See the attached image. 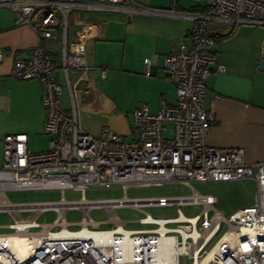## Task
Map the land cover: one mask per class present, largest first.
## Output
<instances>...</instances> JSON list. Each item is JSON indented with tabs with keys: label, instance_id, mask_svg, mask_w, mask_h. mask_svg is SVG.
<instances>
[{
	"label": "built area",
	"instance_id": "obj_1",
	"mask_svg": "<svg viewBox=\"0 0 264 264\" xmlns=\"http://www.w3.org/2000/svg\"><path fill=\"white\" fill-rule=\"evenodd\" d=\"M170 1L172 6L175 0ZM202 2L200 9L176 13L189 16L192 26L187 37H179L176 47L163 56L166 78L175 85V100L163 102L156 112H150L146 103L136 107L132 111L134 135L125 138L106 126L97 134L90 133L77 121L76 88L70 83L69 71L81 70L77 80L83 79L88 67L85 36L78 34L69 52L63 49L59 65L44 52L42 40L59 30L65 43L67 18L74 10L174 14L172 7L164 11L136 0H0V8L10 10L14 25H28L36 33L37 44L27 58L15 59L11 73L20 79H38L45 110L43 131L49 136L47 148L38 152L28 150L24 132L3 136L0 211L9 213L12 221L7 224L11 231L0 233V264H264V155L248 163L241 147L206 142L215 114L207 107L205 94L213 74L224 70L213 49L217 28L211 29L209 24H226L227 34L243 23L264 26V0ZM2 59L0 50V62ZM57 69L64 78L72 113L62 105ZM104 73L102 67L101 75ZM144 74L151 75L149 57L144 58ZM165 122L171 123L169 136L163 135L168 131ZM241 179L255 182L254 201L227 216L214 206L216 197L196 190L189 195L155 197H128L125 193L129 186ZM89 185H118L123 195L87 199L83 193ZM48 188L61 192L77 189L82 196L75 201L62 194L57 201L11 202L4 195L7 190ZM187 204H199L202 209L187 216L181 210ZM122 205L136 209L171 205L177 213L161 218L146 213L138 221L151 226L127 228L113 209ZM93 207H104L114 225L99 228L90 216ZM70 208L82 211L76 229H70L65 219ZM48 209L57 212L56 218L39 221V214ZM101 232L105 240L95 238Z\"/></svg>",
	"mask_w": 264,
	"mask_h": 264
},
{
	"label": "crops",
	"instance_id": "obj_2",
	"mask_svg": "<svg viewBox=\"0 0 264 264\" xmlns=\"http://www.w3.org/2000/svg\"><path fill=\"white\" fill-rule=\"evenodd\" d=\"M137 3L169 10V0H136ZM202 3H189L185 9L175 0L172 11L147 13L126 9L74 10L67 18L65 43L62 33L43 39L41 46L59 65L63 49L69 52L78 34L87 39L88 67L83 79L81 70H70L69 80L76 88L74 109L78 123L88 132L97 134L102 126L122 135H134L132 111L142 103L156 112L163 102L176 98L175 85L166 78L163 56L177 45L178 38L187 37L192 26L189 16L176 13L200 9ZM214 32L216 62L224 70L213 74L207 89L206 103L215 114L206 142L213 146L241 147L244 159L255 163L264 155V36L258 43H240L238 35L227 34L226 24H209ZM36 33L25 24L14 25L10 11H0V139L6 133L43 134L45 110L42 88L37 78L20 79L11 73L16 58H27L37 44ZM235 41V43L233 42ZM239 42V43H238ZM151 59V75L144 74V58ZM105 68L103 78L101 68ZM118 76L122 96L112 91L107 81ZM57 82L62 85L61 102L72 113L67 87L59 69ZM116 79V78H115ZM113 86V85H112ZM130 90V91H128ZM132 90L137 97L132 99ZM125 98V99H122ZM28 147V146H27Z\"/></svg>",
	"mask_w": 264,
	"mask_h": 264
},
{
	"label": "rangeland",
	"instance_id": "obj_3",
	"mask_svg": "<svg viewBox=\"0 0 264 264\" xmlns=\"http://www.w3.org/2000/svg\"><path fill=\"white\" fill-rule=\"evenodd\" d=\"M203 0H178L185 9H189V3L202 2ZM0 11H10L8 8H0ZM232 34L238 35L240 43H258L261 36H264V26L239 24ZM235 43V41L233 40ZM238 42V43H239ZM104 76V75H103ZM101 75V77L103 78ZM108 78V82L112 87V91L118 94L119 99L121 93H126L121 90L120 80L117 77L114 79ZM113 85V86H112ZM130 91V90H128ZM131 92V91H130ZM132 99L138 95L137 92L132 90ZM125 99V98H122ZM164 125L168 131L163 132V135H170L169 129L171 128L170 122H165ZM134 134V133H133ZM125 138H130L131 135H124ZM48 137L43 134H29L27 146L30 152H38L47 148ZM3 161L2 143L0 139V165ZM193 190L203 194H211L216 197L214 206L229 215L233 210L244 205L251 204L254 201L256 193L255 182L251 179L241 180H226V181H192L189 184L180 181L165 182L153 186H129L126 190L128 197H155V196H169V195H189ZM63 194L67 200H78L81 198L82 193L80 190L68 188L61 192L59 189H35V190H7L4 195L11 202L31 201V200H51L57 201ZM87 199H112L119 198L123 195V190L118 185L105 187L101 185H89L83 193ZM115 215L122 221H126L124 226L127 228H144L151 226L150 224H143L138 221L146 213L155 218L175 216L177 211L174 206H142L136 209L131 206L122 205L115 206ZM202 209L199 204H187L181 207L182 212L187 216L195 215ZM210 214L212 211H209ZM22 215H25L23 213ZM82 211L80 208H70L65 212V219L68 222L70 229H76L79 226ZM57 216V212L48 209L39 214L38 220L41 222H51ZM91 218L99 223V228H109L114 225V222L109 219V214L104 207H93L90 210ZM12 221L11 215L7 212L0 211V233L10 232L11 229L7 224ZM200 225V222L199 224Z\"/></svg>",
	"mask_w": 264,
	"mask_h": 264
},
{
	"label": "water",
	"instance_id": "obj_4",
	"mask_svg": "<svg viewBox=\"0 0 264 264\" xmlns=\"http://www.w3.org/2000/svg\"><path fill=\"white\" fill-rule=\"evenodd\" d=\"M169 3L167 5V8H171V1L169 0ZM262 49H264V44H262ZM258 68L259 69H264V58H262L260 61H259V64H258Z\"/></svg>",
	"mask_w": 264,
	"mask_h": 264
},
{
	"label": "bare ground",
	"instance_id": "obj_5",
	"mask_svg": "<svg viewBox=\"0 0 264 264\" xmlns=\"http://www.w3.org/2000/svg\"><path fill=\"white\" fill-rule=\"evenodd\" d=\"M100 234V235H99ZM97 236H95V238H98V239H101V240H105L104 239V237L105 236H103L104 234H103V232H101V233H99ZM103 238V239H102ZM17 241V240H16ZM118 255V254H117ZM125 257H128V255H125ZM161 264H167V263H161Z\"/></svg>",
	"mask_w": 264,
	"mask_h": 264
}]
</instances>
